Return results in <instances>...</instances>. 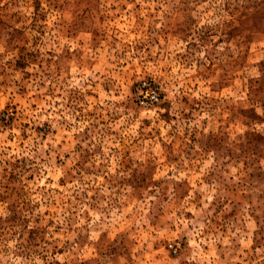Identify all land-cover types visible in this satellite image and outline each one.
I'll return each mask as SVG.
<instances>
[{
  "label": "rangeland",
  "instance_id": "1",
  "mask_svg": "<svg viewBox=\"0 0 264 264\" xmlns=\"http://www.w3.org/2000/svg\"><path fill=\"white\" fill-rule=\"evenodd\" d=\"M0 264H264V0H0Z\"/></svg>",
  "mask_w": 264,
  "mask_h": 264
},
{
  "label": "built area",
  "instance_id": "2",
  "mask_svg": "<svg viewBox=\"0 0 264 264\" xmlns=\"http://www.w3.org/2000/svg\"><path fill=\"white\" fill-rule=\"evenodd\" d=\"M144 93H145L144 97L148 100V102L151 103V102L156 101V94L153 91L145 89ZM168 247H171V246L168 245Z\"/></svg>",
  "mask_w": 264,
  "mask_h": 264
}]
</instances>
